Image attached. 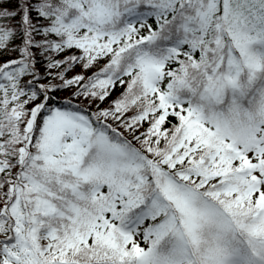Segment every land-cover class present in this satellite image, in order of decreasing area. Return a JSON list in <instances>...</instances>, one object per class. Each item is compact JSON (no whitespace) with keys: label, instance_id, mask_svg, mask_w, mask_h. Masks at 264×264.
Segmentation results:
<instances>
[{"label":"snow or ice","instance_id":"6c2138e0","mask_svg":"<svg viewBox=\"0 0 264 264\" xmlns=\"http://www.w3.org/2000/svg\"><path fill=\"white\" fill-rule=\"evenodd\" d=\"M0 264H264V0H0Z\"/></svg>","mask_w":264,"mask_h":264}]
</instances>
